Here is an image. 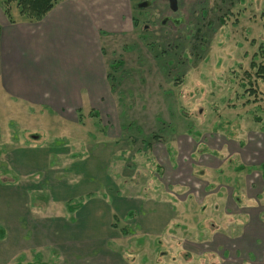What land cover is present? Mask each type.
Segmentation results:
<instances>
[{
    "label": "rangeland",
    "instance_id": "374dc122",
    "mask_svg": "<svg viewBox=\"0 0 264 264\" xmlns=\"http://www.w3.org/2000/svg\"><path fill=\"white\" fill-rule=\"evenodd\" d=\"M86 1L106 84L0 129V264H264V0Z\"/></svg>",
    "mask_w": 264,
    "mask_h": 264
},
{
    "label": "crops",
    "instance_id": "0c3cea01",
    "mask_svg": "<svg viewBox=\"0 0 264 264\" xmlns=\"http://www.w3.org/2000/svg\"><path fill=\"white\" fill-rule=\"evenodd\" d=\"M11 18L13 22L0 7L1 130H7L9 123L18 124L29 114L54 112L60 117L65 108L82 107L87 103L85 98L103 90L106 83L101 43L94 44L95 33L101 36L100 26L86 0H57L39 21L20 16L13 4ZM36 131L40 132H32ZM32 136L31 142L38 137ZM22 144L30 142L22 140ZM161 167L166 170L164 164ZM159 202L168 204L167 199ZM250 235L239 251L253 246ZM214 236L221 237L217 233ZM212 258H216L212 264H222L224 259ZM254 258L263 264L261 253L259 257L254 254Z\"/></svg>",
    "mask_w": 264,
    "mask_h": 264
},
{
    "label": "trees",
    "instance_id": "16d2710c",
    "mask_svg": "<svg viewBox=\"0 0 264 264\" xmlns=\"http://www.w3.org/2000/svg\"><path fill=\"white\" fill-rule=\"evenodd\" d=\"M57 0H0V7L3 11V13L5 14V16L8 18L9 21H12L11 18V6L14 4L19 11V15L28 19V20H33V21H39L41 20L45 14L51 10L53 8V6L56 4ZM250 67L249 68V72L244 71V76L246 75L248 77L247 81H251L249 80V77L251 76V74H253L256 78H260L262 82H264V63L262 62H255L252 61L250 62ZM254 70V72H253ZM249 88V86H248ZM252 88H249L248 92L250 93V95L256 96V88L254 90H250ZM259 98H255L253 101L258 100ZM250 103V100H246L244 101L243 104H248ZM89 115L92 117H97L98 116V112L96 110H90L89 111ZM78 122L80 121V123H82V114L79 113L77 116ZM253 119L255 121H259L260 117L257 116H253ZM217 127H221L219 125H217V123L214 124V129ZM151 139L155 140V141H159L162 140L160 139L156 134H151ZM147 147H149V143H147ZM260 173H261V177L264 180V163H260L258 165ZM239 168H242L239 167ZM129 213L131 214V216L134 214V212L132 210L128 211V215ZM3 230H1L0 228V238H3Z\"/></svg>",
    "mask_w": 264,
    "mask_h": 264
},
{
    "label": "flooded vegetation",
    "instance_id": "af4514ba",
    "mask_svg": "<svg viewBox=\"0 0 264 264\" xmlns=\"http://www.w3.org/2000/svg\"><path fill=\"white\" fill-rule=\"evenodd\" d=\"M167 1V9L173 13H175L176 11H178V0H173V5H174V10L172 9V3H171V0H166ZM142 2H146L148 4V6H146L144 9L146 8H150L152 7L153 5V2L152 0H141L140 2H136L137 6L138 7V4L139 3H142ZM138 8H142V7H138ZM166 18V19H165ZM165 19V20H164ZM177 20H175L174 18H172L171 16H165L162 20H161V24H165L166 23H170V22H173V23H176Z\"/></svg>",
    "mask_w": 264,
    "mask_h": 264
},
{
    "label": "water",
    "instance_id": "95a60500",
    "mask_svg": "<svg viewBox=\"0 0 264 264\" xmlns=\"http://www.w3.org/2000/svg\"><path fill=\"white\" fill-rule=\"evenodd\" d=\"M171 3H172V9L174 10V5H173V0H171ZM146 6H148V4L146 2H142V3H139L138 4V7H142V8H145Z\"/></svg>",
    "mask_w": 264,
    "mask_h": 264
}]
</instances>
